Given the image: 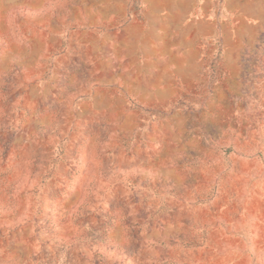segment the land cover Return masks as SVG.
Returning a JSON list of instances; mask_svg holds the SVG:
<instances>
[{
  "label": "rangeland",
  "instance_id": "374dc122",
  "mask_svg": "<svg viewBox=\"0 0 264 264\" xmlns=\"http://www.w3.org/2000/svg\"><path fill=\"white\" fill-rule=\"evenodd\" d=\"M263 214L264 0H0V264H264Z\"/></svg>",
  "mask_w": 264,
  "mask_h": 264
},
{
  "label": "crops",
  "instance_id": "0c3cea01",
  "mask_svg": "<svg viewBox=\"0 0 264 264\" xmlns=\"http://www.w3.org/2000/svg\"><path fill=\"white\" fill-rule=\"evenodd\" d=\"M116 19L118 18L116 17L113 18V20ZM143 24L144 23L141 19L134 16V14L133 15L131 14L130 19H127V21L122 25V28L117 29L112 34L111 43L115 48V55H111L110 58L114 60L111 63L112 66L115 67L116 69L121 70L122 68H125L127 64H129L130 60L140 58L141 46L139 48V42L138 39L136 38L140 34L134 35V33L141 31ZM261 218L262 220L260 221L262 222L260 223L264 227V214L262 215Z\"/></svg>",
  "mask_w": 264,
  "mask_h": 264
}]
</instances>
